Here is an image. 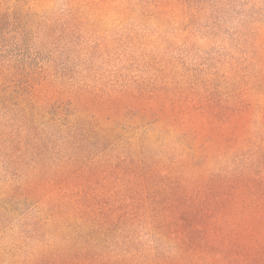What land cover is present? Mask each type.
I'll list each match as a JSON object with an SVG mask.
<instances>
[{
	"label": "rangeland",
	"instance_id": "374dc122",
	"mask_svg": "<svg viewBox=\"0 0 264 264\" xmlns=\"http://www.w3.org/2000/svg\"><path fill=\"white\" fill-rule=\"evenodd\" d=\"M241 102L264 106V0H0V264L62 211L157 246L183 130Z\"/></svg>",
	"mask_w": 264,
	"mask_h": 264
},
{
	"label": "trees",
	"instance_id": "16d2710c",
	"mask_svg": "<svg viewBox=\"0 0 264 264\" xmlns=\"http://www.w3.org/2000/svg\"><path fill=\"white\" fill-rule=\"evenodd\" d=\"M241 103L227 114L200 107L203 122L183 130L157 246L112 240V216L71 228L62 211L35 232L50 242L22 264H264V106Z\"/></svg>",
	"mask_w": 264,
	"mask_h": 264
}]
</instances>
